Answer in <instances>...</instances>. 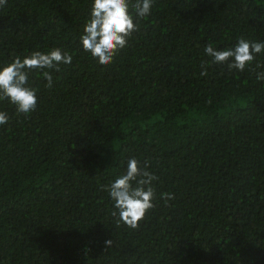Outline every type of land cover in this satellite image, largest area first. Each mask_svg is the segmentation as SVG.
I'll use <instances>...</instances> for the list:
<instances>
[{
    "label": "trees",
    "instance_id": "trees-1",
    "mask_svg": "<svg viewBox=\"0 0 264 264\" xmlns=\"http://www.w3.org/2000/svg\"><path fill=\"white\" fill-rule=\"evenodd\" d=\"M91 4L0 7V67L73 56L50 89L29 72L27 117L0 101V264H264V52L243 71L204 53L264 42V0H153L141 19L130 4L138 31L107 66L79 46ZM131 158L158 177L137 229L101 190Z\"/></svg>",
    "mask_w": 264,
    "mask_h": 264
},
{
    "label": "clouds",
    "instance_id": "clouds-1",
    "mask_svg": "<svg viewBox=\"0 0 264 264\" xmlns=\"http://www.w3.org/2000/svg\"><path fill=\"white\" fill-rule=\"evenodd\" d=\"M7 0H0V7L5 6ZM135 12V18L141 19L150 14L153 0H92L89 18L83 26L80 36L82 50L97 61L98 64L107 66L121 50L128 46V41L138 24L130 12ZM264 52V42H251L239 39L234 48L216 50L212 44H207L204 53L212 57V63H227L228 70L243 71L255 55ZM73 56L62 52L59 48L49 50L47 53L34 51L21 59L15 58L0 67V101H7L15 106L18 114L27 117L37 107V88L28 86L30 71H38L46 81L45 88H52L53 77L50 70L60 71V65H70ZM260 67V65H257ZM207 65L201 63L200 75L207 76ZM258 81H264V72L256 73ZM8 116L0 112V125L7 123ZM148 161L141 166L135 158L129 159L126 171L120 174L113 182L101 187L106 191L113 203L112 215L117 217L118 224H123L129 229H137L146 214L153 209L155 189L153 181L157 180L153 173L147 169ZM165 205L174 199L171 193H161ZM106 246L111 241L105 242Z\"/></svg>",
    "mask_w": 264,
    "mask_h": 264
}]
</instances>
